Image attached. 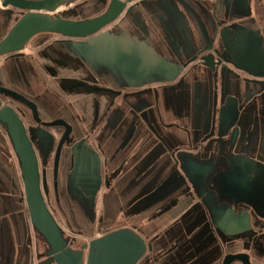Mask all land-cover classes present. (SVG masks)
Instances as JSON below:
<instances>
[{"label": "water", "instance_id": "95a60500", "mask_svg": "<svg viewBox=\"0 0 264 264\" xmlns=\"http://www.w3.org/2000/svg\"><path fill=\"white\" fill-rule=\"evenodd\" d=\"M0 202V264H264V0H0Z\"/></svg>", "mask_w": 264, "mask_h": 264}, {"label": "crops", "instance_id": "0c3cea01", "mask_svg": "<svg viewBox=\"0 0 264 264\" xmlns=\"http://www.w3.org/2000/svg\"><path fill=\"white\" fill-rule=\"evenodd\" d=\"M0 205H2L1 202H0ZM14 236H15L16 240L14 239ZM12 238L14 239V243H15V245L17 247V251H16V253H17V262H19V261H21V257L24 256V250L19 251V245H18V240L21 242L22 241V236H21L20 232H18V237H17V234L14 231H12Z\"/></svg>", "mask_w": 264, "mask_h": 264}, {"label": "rangeland", "instance_id": "374dc122", "mask_svg": "<svg viewBox=\"0 0 264 264\" xmlns=\"http://www.w3.org/2000/svg\"><path fill=\"white\" fill-rule=\"evenodd\" d=\"M52 85V84H51ZM52 87L55 89V87L52 85ZM116 227V226H115ZM115 227H112V228H115ZM106 228H108V229H112V228H110L109 226H107ZM105 229V228H104ZM104 229H102L100 232H99V234H95V235H102V233H104ZM156 228H154V229H152V230H150L149 231V233H156Z\"/></svg>", "mask_w": 264, "mask_h": 264}, {"label": "flooded vegetation", "instance_id": "af4514ba", "mask_svg": "<svg viewBox=\"0 0 264 264\" xmlns=\"http://www.w3.org/2000/svg\"><path fill=\"white\" fill-rule=\"evenodd\" d=\"M48 82L50 85L52 84L55 88H57L55 82H53L52 80H49ZM261 225H262V228L264 229V222H261ZM261 236H264V234H262ZM14 239L16 240L15 236H14Z\"/></svg>", "mask_w": 264, "mask_h": 264}]
</instances>
